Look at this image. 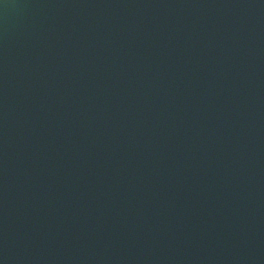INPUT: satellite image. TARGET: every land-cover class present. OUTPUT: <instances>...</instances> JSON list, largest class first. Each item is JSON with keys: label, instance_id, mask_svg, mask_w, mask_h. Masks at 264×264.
<instances>
[{"label": "water", "instance_id": "obj_1", "mask_svg": "<svg viewBox=\"0 0 264 264\" xmlns=\"http://www.w3.org/2000/svg\"><path fill=\"white\" fill-rule=\"evenodd\" d=\"M0 264H264V0H0Z\"/></svg>", "mask_w": 264, "mask_h": 264}]
</instances>
